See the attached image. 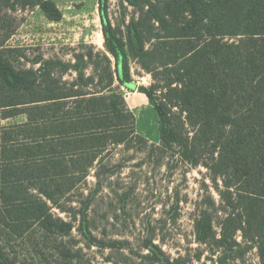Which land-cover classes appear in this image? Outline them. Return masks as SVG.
Returning a JSON list of instances; mask_svg holds the SVG:
<instances>
[{
	"label": "trees",
	"instance_id": "obj_1",
	"mask_svg": "<svg viewBox=\"0 0 264 264\" xmlns=\"http://www.w3.org/2000/svg\"><path fill=\"white\" fill-rule=\"evenodd\" d=\"M128 1L138 17L122 36L109 22V0H99L107 53L96 57L106 66L90 52L95 72L87 77L83 54L74 65L38 57L39 69L17 67L12 55H25L7 44L18 13L40 8L52 21L62 14L51 0H0V264H16V247L37 242V233L71 261L64 239L80 214L75 193L113 147L143 151L144 144L166 165L210 173L226 217L217 238L208 190L195 229L199 242L215 239L219 263L246 254L234 239L241 233L247 253L257 249L264 264V0ZM134 62L151 86H138ZM71 70L77 78L64 80ZM117 86L148 97L159 144L137 132Z\"/></svg>",
	"mask_w": 264,
	"mask_h": 264
},
{
	"label": "rangeland",
	"instance_id": "obj_2",
	"mask_svg": "<svg viewBox=\"0 0 264 264\" xmlns=\"http://www.w3.org/2000/svg\"><path fill=\"white\" fill-rule=\"evenodd\" d=\"M51 1L62 14L58 21L50 20L40 8L18 13L19 28L7 45L22 49L25 59L13 54L11 60L17 67L39 69L41 65H33L38 57L74 65L75 55L83 54L88 65L84 74L94 76L89 53H94L93 61H102L103 67L106 63L96 54L107 53L99 0ZM137 17V9L128 0H109L108 19L118 35L124 36ZM59 70L56 76L61 75ZM132 74L138 86L153 84L152 76L136 62ZM62 77L73 81L77 72L71 70ZM117 88L135 116L137 132L149 145L159 144V117L145 94L138 89ZM148 151L145 144L143 151L113 147L80 185L82 190L73 200L80 212L78 221L64 239L75 252L71 261L59 256L56 243L42 241L37 233V242L16 247V264H167V260L173 264H220L224 253L214 245L215 239L201 243L195 229L198 213L210 195L208 190L216 202L209 214L217 238L226 217L210 173L204 167L193 168L177 161L166 165L158 157L148 156ZM55 212L69 219V215ZM234 239L246 254L238 260L228 259L227 264L260 263L257 249L247 253L248 244L241 233Z\"/></svg>",
	"mask_w": 264,
	"mask_h": 264
},
{
	"label": "crops",
	"instance_id": "obj_3",
	"mask_svg": "<svg viewBox=\"0 0 264 264\" xmlns=\"http://www.w3.org/2000/svg\"><path fill=\"white\" fill-rule=\"evenodd\" d=\"M143 97L145 98V99H148V97L146 96V95H143ZM147 102H149L150 103V101H149V99H148V101ZM151 104V103H150ZM152 105V104H151ZM153 107V106H152Z\"/></svg>",
	"mask_w": 264,
	"mask_h": 264
},
{
	"label": "built area",
	"instance_id": "obj_4",
	"mask_svg": "<svg viewBox=\"0 0 264 264\" xmlns=\"http://www.w3.org/2000/svg\"><path fill=\"white\" fill-rule=\"evenodd\" d=\"M122 88H124V87H122ZM124 89H126V88H124ZM127 90V89H126Z\"/></svg>",
	"mask_w": 264,
	"mask_h": 264
}]
</instances>
